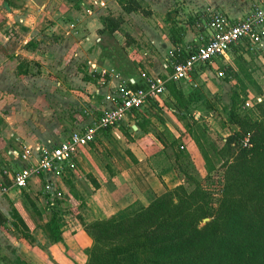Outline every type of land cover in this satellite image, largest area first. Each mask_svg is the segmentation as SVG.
<instances>
[{
	"label": "trees",
	"instance_id": "16d2710c",
	"mask_svg": "<svg viewBox=\"0 0 264 264\" xmlns=\"http://www.w3.org/2000/svg\"><path fill=\"white\" fill-rule=\"evenodd\" d=\"M82 1L75 2L80 5ZM117 4L126 14L140 10V4L136 0H117ZM10 5L9 0H0V7L6 11L10 10ZM206 19L204 15L198 14L186 24L178 21L169 28V41L178 49L173 51L175 60H185L196 47H189L185 42L186 33L188 30L198 29L202 20ZM122 22V18L105 16L101 18L102 30L99 33L112 35L121 31ZM242 51L241 45L233 46L228 54H238ZM245 53L252 54V50L245 49ZM238 59L243 61L241 54ZM34 65L25 60L21 61L16 68L17 74H30V68ZM210 66L205 64L196 67L190 77H199ZM239 68L249 79L248 70L240 66ZM220 70L226 73L227 83L231 80L241 81L231 66L225 64ZM228 76H231V79ZM131 87L137 89L144 85L135 81V85ZM241 88L242 90L235 84L231 85L225 101L217 95L214 100H210L203 87L192 81L166 84L165 97L160 101L151 102L147 110L149 108L161 113L164 107L177 120L185 121L189 134L205 154L208 165L206 173L209 175L218 165L221 176L215 181L207 175L205 179L208 182L195 183L191 190L184 185L172 190L166 189L145 207L120 219L112 216L85 222L80 218L83 230L92 240V245L84 251V264H264V99L255 102L252 107H245L249 99L248 92L243 85ZM256 88L261 94L260 88ZM218 103L222 108L219 109ZM199 107L210 113L221 111L225 124L234 128L222 139L220 146L209 142L208 129L203 127L206 126L205 122L198 114L193 113ZM132 113L129 119L135 122L138 131L147 133L145 127L150 123L147 111ZM159 121L163 123L162 120ZM120 130L128 141L132 140L123 126ZM162 136L174 149L178 139L171 134L167 126H164ZM245 139L248 140L249 146H243ZM159 141L165 143L162 138H159ZM174 152L177 154L174 156L175 160L188 157L183 149ZM163 154L166 156L164 150ZM132 160L136 162L133 157ZM187 178L190 179L189 176ZM6 183L10 181L6 180ZM66 184L70 190L65 199L47 194L44 208V213L47 214L36 212L43 222L42 225L34 221L30 223L19 207L13 204L8 215L0 211V228L29 243L35 241L34 231L40 229L49 245H63V219L70 214L64 203L70 201L75 207H80L78 200L83 203V198L75 192L69 180ZM19 191L23 198L21 206L26 210L27 203L30 202L34 211L35 204L31 201L28 191ZM217 194L219 197L215 198ZM7 255L12 260L17 259V255L11 251L0 256L1 263L11 260Z\"/></svg>",
	"mask_w": 264,
	"mask_h": 264
},
{
	"label": "rangeland",
	"instance_id": "374dc122",
	"mask_svg": "<svg viewBox=\"0 0 264 264\" xmlns=\"http://www.w3.org/2000/svg\"><path fill=\"white\" fill-rule=\"evenodd\" d=\"M75 1L76 0H9L11 4L10 10L6 11L5 9L0 7V15L6 13L14 14V12L16 15H18L20 12H24V14H29L32 17V20L29 19L30 22L32 21L31 24H34L36 22V25L38 26L36 30H39L38 32H40V34L43 36V39H46V41L52 44H56V41L61 42L62 39L63 42V39L68 38V41L71 44L75 42H81V49L83 48V54L85 57L94 56L96 57L98 64L103 66V68L115 70L122 77L127 78L128 76L136 77V75L143 71L144 67L142 62L144 61L143 57L145 54L151 56L152 54H154V52H156L158 55H160L158 59H160V61H163V53L159 52L157 49H152L156 46L152 45L151 43L153 38L157 39V35L159 36L161 32L164 33L170 26H172V24L174 25L178 21L186 24L194 17H197L198 14L200 16L204 14V16L207 18V14L209 12V10L204 11L205 6L202 5L205 4L207 0H136L140 4V10L131 14L124 13L123 10L117 4V0H102L105 6L100 7L99 5V7H93L92 15H87L84 13L81 6L77 5ZM221 1L228 2V0ZM75 3L76 6L74 7ZM263 4L264 0H252L251 7L260 6ZM76 7H78V9H76ZM16 11H18V13ZM105 16H112L113 18H122L123 22L121 25V31H117L112 35L107 33H99L102 30L101 18ZM16 19V26H22V24H24L25 22V18H22V20H20L21 18ZM6 20L8 19H3L0 16L1 42L5 39L3 38V35L7 38V40L10 36L9 29L5 30V27L7 26L5 25ZM240 20L241 19H239V21ZM204 22L205 21L202 20L203 25ZM71 23L75 26V28L72 29L73 31L69 29V25ZM202 23L199 24L198 29L199 31H203L205 34L206 31L204 30ZM23 27L25 29V25H23ZM31 28L32 27H30L28 31ZM47 29L48 31H45ZM75 30L76 32H74ZM194 30L198 33L197 29L194 28ZM21 31V29L18 30V32ZM66 31L74 32V34L65 35ZM29 36L33 39V36L35 35L33 33H30ZM12 37L15 38V42L22 40V38L19 36V33H16L14 30H12V36L10 38ZM87 37H89L90 40H85V38ZM198 41V43L201 42L200 40ZM34 42L35 41H32V43H30L31 45H26L25 47H27L28 49H34L36 46L33 45ZM198 43L193 42V46L198 47ZM241 46L243 47L242 52H239L238 54H228L227 63H224L226 61H220L219 59H215L214 63L210 66V68L204 70L203 73L199 75V77L196 76L194 78L195 80L190 77L189 80H185V82L192 81V83H195L198 86H202L205 93L209 96L210 100H214L215 96L217 95L221 98H224L225 101L228 97L231 85L235 84L237 88L241 90V85H243L248 92L249 99L247 103L253 106L255 102H260L261 99H264V34L262 36L260 45L253 46L252 54L245 53L244 45ZM251 47L252 46H247V48ZM239 54H241L243 61H240L238 59ZM19 58L18 62H21ZM83 58L84 57H82V59L78 57L75 61V64H81L79 60H83ZM225 64L231 66L236 70V73L240 77L241 81L231 80L230 83H227L225 79L226 73L224 72L222 75H219V72L221 71L220 68L225 66ZM39 66L41 65H39L38 63L32 66L31 73H41ZM239 66L248 70L252 81H250V78L247 79L244 76V74L240 71ZM0 68L4 70L3 66ZM14 74L18 76L17 71H11V69L9 71V76H7V71L6 73L0 72L1 129L4 128L3 120L1 117H4L6 113L9 114L10 108L15 107V102L17 100V102L23 100L26 101V98H31V95L28 96L25 91L31 90L30 88H32L33 86V81L23 79L24 81L22 83L21 79L16 78ZM228 77L229 79H231V76ZM10 84L15 87V92H13L10 88ZM257 86L260 88L261 94L258 93L256 88ZM66 96L67 94L64 95L61 100H57L51 96L46 97L40 94L37 98L36 104L39 106V104H41L43 101H47L50 107L54 110V112H52L53 116H58V119H63V117H66V114L64 113L66 109L62 107L60 103H63L67 100ZM76 100L85 103L83 100H86V98L77 96ZM218 106L219 109L220 107L222 108V105L219 103ZM245 107H249V105H245ZM148 110L147 107H145L140 111V113L142 111H147V116L156 125V129L151 131L155 135H157V138H162L165 142L161 143V145L163 146V148L165 147L164 151L168 160L163 163L158 161V163L163 166V168L168 166L169 163L171 166L174 167L179 166L178 168H175V170L180 176H182L184 180H186L185 186L189 190L194 188L195 183H204L203 181L208 182L205 179L208 175L206 173V170H208V165L205 154L201 152L193 136L189 134L188 128L185 126V121L181 122L177 120L174 115L173 118L171 116V112L166 110L164 107L160 113V116L152 114L150 112L152 111L151 109L148 108ZM193 113L198 114L201 120L205 122L206 126L203 127H206V129H208V140L210 143H215L216 146H220L222 143V139L225 138L234 129L232 126L225 124L224 116L221 111L210 113L204 108L199 107L195 109ZM77 114L81 115V113ZM15 117L17 118V114L15 115ZM159 120H162L163 123L161 124ZM198 123L202 124V122ZM166 124L167 126H169L167 128H170L169 130L171 134L178 139V143L174 147V149L169 146V142L162 136V130L164 129V126H166ZM3 145L4 144L0 139V147ZM177 149H183V152L188 154V157L184 160H175L174 156H176L177 154H175L176 152H174V150ZM1 156H3V154H1ZM153 165L155 166V164ZM156 168L158 167L156 166ZM76 169L77 168L75 167L74 170L77 171ZM220 172L221 171L219 170L218 165H216L214 171L210 172L208 177L210 176V178H213V180L215 179V181H218L221 176ZM67 173L68 172H65V176L62 175L59 178H55V180H53V186L55 187V189L62 191L63 199H65L68 195L66 189L68 191L70 190V188H68V185L66 184V182L68 181L67 177L69 176L66 175ZM187 176H189L190 179L187 178ZM73 177H76V175L74 174ZM35 184L37 185H34V181H31L28 185L29 190L27 189L31 201L35 204L34 211L30 207V202L27 203L26 210L23 206H21V203H23V198L19 190H12L6 195H3L2 192H0V211L3 214L8 215L10 207L14 204L19 207L18 209L22 211L24 217L30 223L34 221L37 224L42 225L43 222L40 220L36 212H42L43 215L47 214L44 213V208L46 205L45 199L47 195V178L41 177ZM64 187L66 189H64ZM157 191H155V195L153 197H150L148 199V202H150L155 197L159 196L158 193L161 194L159 191L157 193ZM105 195H107L105 199L110 200V196L108 194ZM218 197L219 194L215 195V198ZM68 209L70 214H67L64 217L62 226L63 234L66 233L65 236L71 235L78 231L81 232L83 228L80 224V218L83 220L87 219L83 216L87 215V209L85 208V205L82 204L80 205V207L68 206ZM111 211L113 212L115 211V209ZM135 211L136 210H132L122 215L116 214L117 216L114 215V217L120 219L123 216L134 213ZM108 213L110 214L111 212L108 211ZM108 213L106 214L107 216ZM107 218L110 217L108 216ZM204 222H202V224ZM34 236L44 235L42 234V231L40 229H36L34 231ZM40 240H35L33 243H29L25 240L17 239L12 234V232L4 228H0V256H3L4 254L9 253L10 251H15L14 253L20 254V257L22 256L24 258H20L16 254L17 259L12 260V258L7 255V257L11 259L10 261L12 262V264H79L83 262L84 251H73V253L70 251V253H68L69 255H67L66 252L62 251L66 250L64 247V249L50 247L47 245L48 243L46 242V240H42V238H40ZM80 245L84 246V243L82 242L80 243ZM24 246H26L29 251L24 252ZM34 251H38L39 255L33 256L34 254L32 252Z\"/></svg>",
	"mask_w": 264,
	"mask_h": 264
},
{
	"label": "crops",
	"instance_id": "0c3cea01",
	"mask_svg": "<svg viewBox=\"0 0 264 264\" xmlns=\"http://www.w3.org/2000/svg\"><path fill=\"white\" fill-rule=\"evenodd\" d=\"M202 5L205 6L204 11L216 10L230 20L232 19L231 21L233 22L245 18L255 7H251L252 0H228V2L207 0ZM16 12L18 13V11ZM0 16L3 19H8L5 21V25H7L5 30L9 29L10 32L8 40L4 35V41L1 42L0 40V43H2L0 44V67L3 66L4 68V70L0 68V72L6 73L7 71V76H9L10 69L11 71H15L20 63L18 62L19 57L21 61L26 58L25 61L29 62L30 65H36L37 63L41 65L39 66L41 73L38 72L36 73L37 75L30 73L28 75L17 76L14 74L16 78L21 79L22 83L23 79L33 81L31 90L25 91L28 96L31 95V98H26V101L17 102V100L15 107L10 108L9 114L6 113L4 117H1L4 128H0V139L4 147H0V156L1 154L4 156L8 150L17 149L18 146L23 144L31 146L57 145L66 140L72 131L84 130L86 126L100 116V113L108 105L104 101L102 91L98 89L96 82L90 79L85 62L90 60L97 63L99 67L103 66L98 64L96 57L84 56L81 42L71 44L68 38H65L63 42L61 39V42L56 41V44H52L43 39V36L38 32L39 30H36L38 28L36 22L31 24L32 21L30 22L29 19L32 20V17L29 14L20 12L16 15L14 12V14L6 13ZM16 18H21L20 20L25 18L24 24L16 26ZM23 25H25V29ZM30 27L32 28L28 31ZM74 28V24L71 23L69 29L73 31L72 29ZM169 28L164 33L161 32L159 34V36L161 35L160 37L157 35V39L153 38L151 41L152 45H156L154 48H151L163 53V61L158 59L160 55L156 52L151 56L145 54L143 57L144 61L142 62L143 71L136 75V77L128 76L127 78H133L137 83L144 85V80L141 77L143 72L154 75L164 73L163 66L169 59L171 52L176 48L169 41ZM19 29L22 31L18 32ZM12 30L19 33L22 40L15 42L14 37L10 38ZM197 30L198 34L192 29L186 33L185 42L189 44V47H193V42L198 43V40L201 41V38L206 36V33L204 34L203 31ZM45 31H48V29ZM71 31H66L65 35H73L76 32V30L74 32ZM30 33L35 35L33 39L29 36ZM85 40L88 41L90 38L87 37ZM32 41H35L33 45L37 47L35 46L34 49L25 47L26 45H31ZM78 57L81 59L84 57L83 60H79L82 65L79 63L75 64ZM31 70L32 68H30ZM10 88L15 92V87L11 84ZM40 94L46 97L51 96L57 100H61L67 94V100L60 103L66 109L64 112L66 117L58 119V116H53L52 112L54 110L47 101H43L41 104L38 103V106L36 101ZM77 96L86 98V100H83L85 103L76 100ZM150 112L152 114L157 113L155 111ZM77 113H81V115ZM16 114L17 118L15 117ZM157 114L160 116V113ZM130 116L125 121L123 128L132 139L131 141L126 139L120 130L121 128L113 132L100 131L94 143L80 149L75 154L73 160L77 171H70L66 174L69 175L67 180L74 186L75 192L79 193L81 198H83V203L78 200V205L83 204L87 209V215H83L87 218L84 219L85 222H92L94 220L105 219L108 216H117L132 210H139L149 203L148 199L153 197L155 191L158 189L162 194L166 189L172 190L180 185L185 186L186 180L177 173L174 166L168 165V168L164 169L158 163V161L163 163L168 159L163 154L164 148L159 141V137L157 138V135L151 131L156 129L154 122L150 120L151 123L145 127L146 133L145 131H138L135 122L129 119ZM171 116L173 117L172 114ZM131 156L136 162L132 160ZM74 174L76 177H73ZM38 179L32 180V182L34 181V185H37L35 183L38 182ZM64 189L66 188L64 187ZM66 191L68 192L67 189ZM105 194L110 196V200L105 199L107 196ZM158 195L160 194L158 193ZM70 198H72L71 195ZM64 204L67 207L72 206L70 201H65ZM112 208L115 211L112 212ZM108 211L111 213L109 214ZM107 213L108 216L106 215ZM65 235L66 233L62 235L64 240L63 245H47L59 249L65 248L66 250L62 251L66 252L67 255H69L70 251L72 253L73 251H85V249L92 245L91 238L83 230L68 236ZM33 237L37 241L40 238L46 240L44 239L45 236L33 235ZM82 242L84 246L80 245ZM24 248V252L29 251L26 246ZM32 253L34 254H32L33 256L39 255L38 251ZM17 255L20 257V254ZM83 256V262L79 264L86 262L85 253H83ZM20 258L23 257L21 256ZM10 262L6 260L0 264H10Z\"/></svg>",
	"mask_w": 264,
	"mask_h": 264
},
{
	"label": "built area",
	"instance_id": "2783aa9c",
	"mask_svg": "<svg viewBox=\"0 0 264 264\" xmlns=\"http://www.w3.org/2000/svg\"><path fill=\"white\" fill-rule=\"evenodd\" d=\"M104 7L102 0H83L81 8L87 15H92L93 7ZM206 36L183 61L174 59L173 51L163 66V74L143 72L144 87L134 89L133 78H124L112 69L99 67L94 61L85 62L88 75L96 82L104 101L108 104L100 116L82 131H72L68 138L57 145L44 146L20 145L10 149L0 158V192L3 195L12 190L28 189L29 183L41 177L47 178L46 193L54 198H62V191L56 190L53 180L64 176L65 172L75 168L74 156L82 148L95 142L100 131H116L133 111L140 112L151 102L160 101L166 95L168 82L189 80L191 73L198 66L212 65L215 59L228 61V52L233 46H259L264 34V4L255 6L240 21H231L221 12L209 10L203 25ZM191 49V48H190ZM219 72V75H222ZM246 106L252 105L249 103ZM243 146H249L245 139ZM9 180L10 183H6Z\"/></svg>",
	"mask_w": 264,
	"mask_h": 264
},
{
	"label": "water",
	"instance_id": "95a60500",
	"mask_svg": "<svg viewBox=\"0 0 264 264\" xmlns=\"http://www.w3.org/2000/svg\"><path fill=\"white\" fill-rule=\"evenodd\" d=\"M135 128V127H134Z\"/></svg>",
	"mask_w": 264,
	"mask_h": 264
}]
</instances>
